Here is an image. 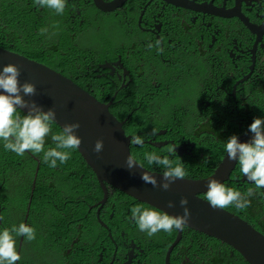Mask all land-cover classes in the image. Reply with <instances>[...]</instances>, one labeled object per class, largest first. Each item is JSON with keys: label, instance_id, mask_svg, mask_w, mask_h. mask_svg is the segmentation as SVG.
Wrapping results in <instances>:
<instances>
[{"label": "trees", "instance_id": "16d2710c", "mask_svg": "<svg viewBox=\"0 0 264 264\" xmlns=\"http://www.w3.org/2000/svg\"><path fill=\"white\" fill-rule=\"evenodd\" d=\"M163 12L171 15L174 10L167 6ZM155 13L156 9H152L149 17ZM105 14L98 10L91 0H67L62 15L56 14L53 9L40 7L34 0H0V47L48 64L63 75H69L68 68L73 70L69 63L82 56L83 52L79 47L90 36L89 29L96 28L104 21H112L113 24L119 22L113 16L107 17ZM79 17H84L80 22H85L88 26L76 32ZM119 18L123 20L122 17ZM41 29L47 31L41 34ZM147 46L148 44H145L137 59L132 60L134 68L130 70L131 79L125 87L118 90L115 98L122 97L124 101H129V104L142 102L150 105L144 108L145 113L141 117H130L123 128L132 135L144 137L143 147L131 144L130 154L136 156L146 169L163 173L165 169L162 166L147 163L144 153L156 152L163 158L167 155L165 149L170 144L156 145L157 141H176L180 137L177 131L197 125L205 96L190 95L189 88L194 85L189 82H203L205 78V83H209L214 73L201 56L195 55V60L187 63L178 56H169L170 50H166L163 56L169 60L162 61L158 57L156 47L149 49ZM175 46L174 41L168 43L165 38L163 47ZM94 67H97L96 63ZM242 71L247 72L248 68L245 67ZM113 92L114 90H111L110 96ZM217 97L223 102L225 118L230 115L233 121L230 137L248 130L254 118L264 119V95L257 101L258 104H248V100L247 103H240L228 93ZM243 98L248 99V95ZM20 114L26 115L21 111ZM125 114L120 120L124 119ZM153 129L156 130V135H152ZM161 130H164V133L157 134ZM60 131L61 129L53 123L52 132L45 137V151L55 147L51 136ZM190 140L194 142V146L187 148L188 153L179 155L175 151V157L184 164L187 172L184 178L187 179L196 178L197 171L202 172L206 164H212L207 158L202 163L205 141H202L198 134ZM215 144L216 142L214 148ZM69 151L71 158L67 162L61 164L57 161V166L51 168L43 161V152H25L23 156H19L6 150L3 141H0V208L3 207L1 215L4 226L11 228L22 223H12L16 212L8 209L9 204L14 205L19 214H23L28 206L29 220L25 224L29 223L36 232V238L32 241L22 237L21 247L27 251L19 254L21 259L16 264H36L43 256V250L52 252L54 264H100L97 262L99 254L104 260L108 259L115 246L118 247L117 252L122 254L129 248L126 236L120 234L121 223L111 224L110 234H107L99 223L96 224L93 218L95 210L84 216L88 206H99L97 202L102 198L103 191L76 150ZM42 171H48L50 177H43ZM205 175L206 173L201 174L198 178ZM137 204L142 203L107 185V201L102 205L100 215L108 220L112 211H125L129 206L134 207ZM5 216L8 217V222ZM77 220L88 225H80L77 230ZM88 230L92 236L88 234ZM176 232V229L171 232L161 231L159 240L170 245ZM93 239L103 244L96 246ZM183 242L182 237L173 250ZM32 249L41 252L30 253ZM149 250L144 248V253H140L135 249L138 257L133 259L132 264L141 261L146 264H163L160 253L153 252L154 249ZM88 253L91 255L86 262L84 257ZM27 254H30V258H26ZM226 256L227 253L221 258L225 264Z\"/></svg>", "mask_w": 264, "mask_h": 264}, {"label": "clouds", "instance_id": "9594fccd", "mask_svg": "<svg viewBox=\"0 0 264 264\" xmlns=\"http://www.w3.org/2000/svg\"><path fill=\"white\" fill-rule=\"evenodd\" d=\"M134 1L135 3L137 1L140 8L137 9L132 16L127 15L130 18L122 17L123 20H120L119 17H114L119 21L118 23L113 24L112 21H104L96 28L89 29L90 36L85 42L81 43L79 47L81 52H83L82 56L73 59L69 63V66L73 68V70L68 68L69 75H63L60 71L53 69L50 65L40 62L69 81V87L77 88L94 98L97 102L107 106L110 121L114 120L115 122H120V128L124 132V135L129 136V154L130 147H132L131 144L143 147L144 137L132 135L131 132H126L123 125L126 121H129L130 117L133 115L141 117L145 113L144 108L150 105L142 102L129 104V101H124L122 97L116 99L115 96L118 90L125 87L130 81V70L134 68L132 60H136V57H138L137 55L141 54L140 50L144 49L143 46L137 45L135 42L137 37L142 39L146 38L144 33V21H148L150 19L149 15L152 9H156V14L158 15L161 8L159 2H165L163 0ZM34 2L40 7L53 9L58 15H62L64 13L67 4V0H34ZM125 2L128 3L129 0H126ZM139 14L140 17H137ZM166 16L171 25H178L177 17H173L169 14ZM122 24L130 25V33H128V36L131 41L124 44L127 47V51L122 48L120 38L118 37L115 29V25ZM87 26L88 24L85 22H80L77 23L75 30L76 32H79L82 28ZM40 31L41 34H44L47 29H41ZM162 42L163 38H160L153 42L154 44H146H148L147 47L149 49H152L155 46L158 52H162L163 49L160 47ZM96 60L98 61L96 62ZM95 63L97 67H94ZM20 75L21 73L19 68L11 63L3 66L2 70H0V90H2V94H0V141H3L4 148L16 153L19 156H23L25 152H32L33 154L43 152V161L51 168H55L57 166V161L61 164L67 162L71 158V151L69 150H76L83 163L89 166L81 152L78 150L82 143L81 139L76 135V131L80 128V124H65L61 129L54 123L56 119V112L52 108L47 111H43L35 101L25 100L24 97H32L36 95V86L29 82L20 84ZM111 90H114L112 96H110ZM21 93L23 95H21ZM19 109H26L27 114L21 115ZM124 113H126L124 119L120 120ZM53 123L58 126L61 131L59 133L52 134L51 136L52 141L55 143V147L49 148L45 151V137L52 132ZM103 130L104 129H102V131ZM159 133H164V130L157 132V134ZM249 133H252V137L248 136L247 140L239 142L241 136ZM240 134L241 135L238 136H229L230 138L228 137L223 142V148L225 150L223 153L224 155L227 154V158L230 161L228 166L225 165L218 168L222 163L221 162L216 167L217 170L215 169L209 176L193 179H209L217 171L216 179L209 180L207 189L202 194H197V196L203 201L208 202L213 209L225 210V208L234 206L238 211H244L250 205L248 197L253 195H264V193L259 192L260 189H264V119L254 118L253 122L249 126V129ZM152 135H156L155 129H153ZM165 143L170 145L166 147L165 151L167 152V155H164L163 158L156 152L144 153V159L149 165L155 163L165 169L163 173L151 171L162 174L160 181L146 171H143L140 177L144 183L150 184L153 188H159L162 191H168L174 181L183 180L187 175L184 164L178 157H175V148L178 147V144H172V140H161L157 141L156 145H163ZM103 148V140H97L92 150L94 153L99 154L103 151ZM170 156L175 157V159H170ZM36 160L39 162L37 158ZM235 163H238L240 172L247 178V181H249V183L253 182L252 185L255 186V188H248L244 194L233 187H226L223 183H221L226 178L229 168ZM125 167L129 171H132L137 167L143 169V164L138 161L136 156L130 154L125 160ZM91 172L93 173L92 170ZM48 173V171H42V176L49 178L50 175H48ZM107 185L108 184L104 183L101 187L99 184L103 191L104 198L102 196V198L97 202V204H99L97 208L95 204L88 206L86 210L87 213L84 214V216L92 210H95L93 218H95L96 224L99 223V226L103 227L107 231V234H110V223H121L122 229L120 234L121 236H126V240L129 241V248L124 254H122L117 252L118 247L115 246L108 259L106 258L104 260L101 257V254H99L100 257L98 259L104 261L105 264H132L133 259L138 257L134 250L136 249L139 251V238L137 233L132 230V227H135L137 230L145 233L148 237L158 239L159 237L154 236H159L161 231L171 232L173 229L183 231L189 223L191 213L186 207L188 204V200L186 198H181L179 201L180 206L183 208V215L172 216L153 208L148 204V206L137 204L134 207L129 206L125 211H112L108 215V220H105L102 215H100V210L102 205L107 201ZM134 200L137 201L136 199ZM174 206L175 205L172 201H169L167 204V207L169 208ZM25 212L28 214V206H26ZM5 219L8 222L7 216H5ZM75 223L77 224V230L80 225H88L87 223H82L78 220ZM4 225L3 216L1 215L0 264H16V262L21 259L19 254L27 251L26 248L21 247L22 237H24L27 241H32L36 238V232L33 227H30L25 223H20L18 226L13 225L11 228H5ZM247 225L256 233H260L264 236L263 233H261L257 228L255 229L251 224L247 223ZM88 234L91 235L89 230ZM176 236L177 232L175 233L174 239ZM209 237L221 241L215 237ZM181 238L182 232H180L179 240L174 244L177 245ZM93 240L94 244L96 243V246L103 244L96 239ZM172 242L166 250L165 264H169L173 248L176 246L172 245ZM227 246L237 252L229 245ZM36 252L41 251L32 249L30 253ZM89 254L91 253L86 254L84 257L86 262ZM238 254L246 264H249L240 253ZM46 256H49L51 259L46 260ZM26 258H30V254H27ZM36 264H54L52 252L43 250V256L38 259Z\"/></svg>", "mask_w": 264, "mask_h": 264}, {"label": "flooded vegetation", "instance_id": "af4514ba", "mask_svg": "<svg viewBox=\"0 0 264 264\" xmlns=\"http://www.w3.org/2000/svg\"><path fill=\"white\" fill-rule=\"evenodd\" d=\"M173 2L174 4L168 2L159 4L160 13L151 14L150 19L144 21L146 38L137 37L135 42L144 47L146 43H153L163 38L160 45L163 51L158 52V57L162 61L169 60L163 56L166 50H170L169 56H178L187 63L195 60L193 57L197 55L205 60L208 68L214 73L209 83H205V78L203 82H189L190 85H194L189 88L190 95L205 96L203 110L198 115L197 125L177 131L180 137L176 141L172 140V144H178L175 151L179 155L188 153L187 148L194 146V142L190 140L194 135L198 134L201 140L205 141L202 163L207 158L212 164H206L202 172L197 171L196 178L190 179L193 180L204 173H206L204 177L209 176L224 160L223 142L230 136L233 121L230 115L225 118L223 102L217 96L228 93L240 103H247L248 100V104L252 102L258 104L257 101L264 95V0H173ZM167 6L174 10L171 16L177 17V26L171 25L167 20L163 12ZM139 8L137 1L135 3L134 0H129L121 8L106 13L105 16L129 17L127 15L132 16ZM137 17H140V14ZM83 18L79 17L78 22ZM115 29L122 48L127 51L124 44L131 41L128 36L130 25H115ZM165 38L168 43L174 41L176 46L163 47ZM245 67L248 68L247 72L242 71ZM247 95L248 99H244L243 97ZM214 142H216L215 148ZM221 183L226 187H233L242 194L250 187L255 188L253 182L249 183L242 175L238 163L229 168L226 178ZM259 192L264 193V189H260ZM248 199L250 205L244 211H238L234 206L225 210L264 234V195H253ZM2 209L3 207L0 208V217ZM9 209L16 212L12 223L16 221L26 223L29 220L27 212L17 213L12 204H9ZM132 230L139 238V252L144 253V248L154 249L153 252L158 251L165 264L169 245L159 238L146 236L135 227H132ZM180 232L184 242L173 250L169 264H225L221 259L225 253H227L226 264H246L237 252L221 241L195 231L189 226ZM49 259L51 258L46 256V260ZM97 262L105 264L101 259ZM141 262L138 264H145V261Z\"/></svg>", "mask_w": 264, "mask_h": 264}, {"label": "water", "instance_id": "95a60500", "mask_svg": "<svg viewBox=\"0 0 264 264\" xmlns=\"http://www.w3.org/2000/svg\"><path fill=\"white\" fill-rule=\"evenodd\" d=\"M125 1L92 0V3L98 10L110 12L122 7ZM163 1L174 4L173 0ZM10 63L20 70V84L29 82L36 86V95L24 97L25 100L35 101L43 111L52 108L56 112L54 123L61 129L65 124H80V128L76 131V135L82 141L78 150L101 187L104 183L108 184L137 201L172 216L183 215L179 201L181 198H186L188 200L186 207L191 213L187 226L223 241L240 253L249 264H264V236L253 231L236 215L223 209H213L208 202L197 196L207 189L209 180L216 179L217 171L209 179L176 180L168 191L153 188L141 180V173L146 171L158 181L162 174L151 172L144 167L143 169L137 167L132 171L125 167V160L130 155L129 136L124 135L120 122L110 121L106 105L97 102L77 88L69 87V81L42 63L0 47V70ZM19 110L27 114L26 109ZM248 136L252 137V133L241 136L239 142H244ZM97 140L104 142L103 151L99 154L92 150ZM229 162L226 154L218 168L228 166ZM169 201L175 206L167 207ZM179 237L180 230H177L172 245L179 240Z\"/></svg>", "mask_w": 264, "mask_h": 264}]
</instances>
